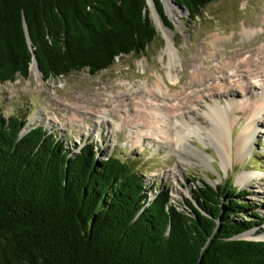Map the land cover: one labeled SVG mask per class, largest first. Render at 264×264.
<instances>
[{
	"label": "trees",
	"instance_id": "16d2710c",
	"mask_svg": "<svg viewBox=\"0 0 264 264\" xmlns=\"http://www.w3.org/2000/svg\"><path fill=\"white\" fill-rule=\"evenodd\" d=\"M217 1L173 0L194 22ZM157 37L147 0H0V82L28 78L34 57L46 81L94 76ZM27 125L0 108V264H264V241L241 238L264 224L245 190L201 182L177 206L131 161Z\"/></svg>",
	"mask_w": 264,
	"mask_h": 264
},
{
	"label": "rangeland",
	"instance_id": "374dc122",
	"mask_svg": "<svg viewBox=\"0 0 264 264\" xmlns=\"http://www.w3.org/2000/svg\"><path fill=\"white\" fill-rule=\"evenodd\" d=\"M168 1L171 10L179 14L177 22L172 20L166 8L165 13L173 26L170 28L153 9L151 15L149 8L158 37L143 55L124 56L112 67L94 76L85 70L46 81L43 74L39 71L33 74L30 69L28 78L17 75L14 82H0L3 115H26L30 128L43 126L68 143L70 148H81L93 142L100 159L115 153L123 160L131 161L141 172L152 198L157 193L155 185L168 186L173 204L179 206L192 198L193 191L202 186L201 182L212 186L232 184L246 191L247 195L241 199L263 218L264 117L254 116L250 108L252 98L264 92V53L261 50L264 48V0H218L210 4L203 11L204 17L196 22L190 19L188 10ZM244 27L254 31L248 40L242 38ZM164 31L172 34L174 41L176 63L172 69ZM217 37L226 41L223 47L214 49L212 43ZM225 51L240 54L235 60L230 59L234 65L242 58H251L258 64L256 69L253 68L255 73L252 72L256 75L245 72L242 75L244 79L231 81L237 84L240 92L243 88L248 91L230 102L236 113L230 117V147H223L227 159L222 158V147L206 133L193 132L187 144L192 153L188 156L189 160L182 161L180 154L183 148L187 149L186 144L175 147L171 135L154 133L158 119L150 118V114L155 113L151 108L155 104L163 106V118L167 120L164 126L174 121L171 106H181L193 112L190 116L186 114L192 125H195L192 119L195 117L202 126L208 127L210 120L206 113L200 107L186 103V99L189 100L194 90L190 88L194 73L199 76L201 73L205 76L215 74L217 79L223 77L216 74L213 68L227 63L221 59V53ZM213 53L215 57H211ZM169 74L174 81L169 79ZM161 78L165 81V84L161 83L165 96L158 94L164 102L154 103L150 91L159 92L157 83ZM217 79L207 80L203 89L211 90L212 85L218 83L221 87L218 92L226 94V81ZM184 89L185 94L182 93ZM204 94L207 96L209 93H201ZM170 95L179 98L170 103ZM224 99L221 98L223 105L226 103ZM252 119L259 127L257 135L245 149V154L240 156L235 143ZM246 176L251 178L241 182L240 179ZM246 233L257 237L250 240L264 239V224ZM246 233L243 238H247Z\"/></svg>",
	"mask_w": 264,
	"mask_h": 264
},
{
	"label": "bare ground",
	"instance_id": "6f19581e",
	"mask_svg": "<svg viewBox=\"0 0 264 264\" xmlns=\"http://www.w3.org/2000/svg\"><path fill=\"white\" fill-rule=\"evenodd\" d=\"M164 2L167 8V12L171 16L172 20L177 22L179 14L176 11L171 10L172 8H170L168 0H164ZM253 32L254 31L252 29L244 27V30L242 31L243 40L250 39L251 36L253 35ZM164 33L165 35H167V39H168V45H167L166 52L170 55V67L172 69L174 68V65L176 63V60H175L176 54L174 51L175 50L174 41H173L172 34H169V33L167 34L165 31ZM225 41L226 39L217 37L216 39H214L212 43V47H214V49L223 47V45L225 44ZM261 50L264 53V48ZM221 55H222V58H221L222 61H227V63L224 65H219L218 67L213 68V69L216 74L222 75L223 77L217 79L215 74L213 76H208V74L205 76L204 74L201 73V75L199 76V74L194 73L193 80H191V83H190L191 84L190 88L194 90L192 91V94H190V97H188L189 100L187 101L186 99V103H190L192 105L198 106L206 113V115L209 117V120H210V124L208 125V127H206L205 125L202 126L201 123H199V121L195 117L192 118L195 122V125H192V123L187 120L186 114H189L190 116V113H193V112H191L188 107L181 108V106H177V107L171 106L172 107L171 112L173 114L172 118L174 119V121L168 122L169 126H164V123L167 122V120L163 118V106H161L160 104L158 105L155 104L151 108V110H153L155 113L150 114V118H152L153 120L158 119V121L155 122L156 128L154 129V133L156 134L159 133L162 135H165V134L171 135L172 140H173V145L175 147L181 145L182 143L186 144L187 149L183 148V152H181L180 154L182 161L186 159L189 160L188 156L190 155V153H192L190 150H188L190 147L187 144L190 138L189 135L190 133H193V132H196L199 134L206 133L207 136L211 137L215 142H217L218 145L222 147V151H221L222 158L224 157V160L225 158L227 159L228 155L223 147L225 145L227 146L229 145L230 147L229 139L232 134V127H231L232 124L230 122V117L236 113V111L234 110L235 107L231 105L230 102L232 100H235V98L240 97L241 94L246 95L247 94L246 92L248 91L247 88H243V89H240L241 90L240 92L237 84L231 81L232 79L234 80L236 78L241 79V77L244 79V77L242 76L243 73L254 72L253 68L256 69L258 67V64H256L251 58L249 59L242 58L241 60L237 61L234 65L233 62H230L231 61L230 59L235 60V58H237L240 55L238 52L231 54L229 51H225L221 53ZM211 57H215L214 53L211 55ZM31 70L33 74L34 73L38 74L37 65L35 62L32 64ZM225 74L226 75L231 74V75H227L228 77L227 76L225 77ZM251 75H256V74L252 73ZM169 76H170L169 79L171 81H174V78L170 74ZM216 79L219 81L220 80L226 81L227 83V86L225 89L226 94L221 95L220 92H218L219 88H221L220 85H218V83H216L217 85L216 84L212 85L211 90L205 91V89H203L206 86L207 80H216ZM160 81L159 83H157V89L159 92L156 93L154 91H150V97L154 101V103L164 102L162 101L163 99L162 100L160 99V95L158 93H162V96H165L163 92L164 90H162L163 86L161 84V83L165 84V81L163 78H161ZM166 87L168 88L167 85ZM155 88H156V85H155ZM195 89H199V91H196ZM200 89H202V91ZM184 92H186V89L182 91V93ZM202 92L203 93L208 92L209 94L207 96H205V94L201 95ZM178 98L179 97L177 96L174 97L170 95L168 98V101L170 103H175L178 100ZM221 98H225L224 102L226 103L224 105L222 103ZM251 103L252 104H251L250 109H251V112L254 113V116L264 117V92L262 95L258 94L254 96L252 98ZM167 110H168V107H167ZM33 121H36V120H33ZM257 128L259 127L256 123V120L252 119L250 124L242 132V135L237 139L235 143V148L237 150V153L240 156H243L245 154L244 152L245 149L249 147L250 142L257 135ZM204 160L208 161V159L206 158H204ZM249 178L251 177L246 176V177L241 178L240 180L241 182H244L245 180H248ZM245 237L257 238L256 236H254V234H251V233L245 235Z\"/></svg>",
	"mask_w": 264,
	"mask_h": 264
},
{
	"label": "water",
	"instance_id": "95a60500",
	"mask_svg": "<svg viewBox=\"0 0 264 264\" xmlns=\"http://www.w3.org/2000/svg\"><path fill=\"white\" fill-rule=\"evenodd\" d=\"M161 1H162L163 6H164V8H165V10H166L164 0H161ZM170 1H172V3H173L175 6H177V7H179V8H183L181 5H178V4H176L175 2H173V0H170ZM150 2H151V4H150ZM147 6H148V9L150 8L151 15H152V10H151V9H153L154 12L158 15L159 19H160L161 21H163V20H162V17L160 16V14H159V12H158V10H157V8H156V5H155V3H154V0H147ZM183 9H185V8H183ZM150 11H149V12H150ZM25 31H26V34H27L28 44H29V46H31L32 42H31V39H30V36H29L28 29H27V26H26V25H25ZM34 62H35L36 65H37V71H39V73L42 74V72L39 70L38 62H37V59H36L35 57L33 58V62H32V64H33ZM32 64H31V66H32ZM30 69H31V67H30ZM27 127H28V129L25 128V129L22 131V135L26 134L27 132H29V131L32 129V128L29 127V125H27ZM210 185H211V184H210ZM213 187H216V186H213ZM246 234H247V233H246ZM241 238H242V239L250 240L249 238H243L242 236H241ZM251 240H253V239H251ZM254 240H256V241H264V239H254Z\"/></svg>",
	"mask_w": 264,
	"mask_h": 264
}]
</instances>
